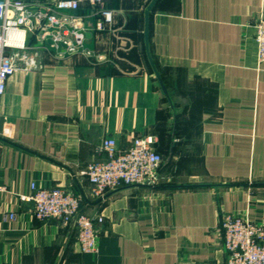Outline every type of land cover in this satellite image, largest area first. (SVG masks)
<instances>
[{"label":"crops","instance_id":"obj_1","mask_svg":"<svg viewBox=\"0 0 264 264\" xmlns=\"http://www.w3.org/2000/svg\"><path fill=\"white\" fill-rule=\"evenodd\" d=\"M10 1L81 18L95 56L56 50L50 36H10L28 47L9 50L17 72L0 101V264H226L223 218L264 224V63L254 40L264 0H158L149 47L169 98L146 53L152 0H113L104 31L86 4L64 13L60 0ZM137 137H153L164 157L159 186L95 198L83 172L103 157L102 142L124 151ZM32 184L64 188L83 213L103 217L96 255L80 252L74 223L35 217L20 199Z\"/></svg>","mask_w":264,"mask_h":264},{"label":"built area","instance_id":"obj_2","mask_svg":"<svg viewBox=\"0 0 264 264\" xmlns=\"http://www.w3.org/2000/svg\"><path fill=\"white\" fill-rule=\"evenodd\" d=\"M113 0H60L55 6L60 12L79 11L86 4L95 10L96 28L104 31L113 24L115 14L108 6ZM27 31L36 37H52V47L61 46L68 54L95 56L85 49L87 31L79 17L57 13H34L31 6L23 1H0V101L6 93L9 79L17 72V65L10 49L25 50L28 46L10 43L14 32ZM254 40L257 45V57L264 63V16L254 24ZM153 137H137L127 150H120L112 138H106L101 145L103 157L90 164L83 172L92 185L95 198L102 199L107 193L123 187L159 186V172L164 157L156 149ZM31 197L21 196L23 201L34 204V215L40 221L58 220L63 224L74 223L78 229V246L84 255L98 253L97 224L103 223V217L94 218L81 210V198L64 188H38L31 186ZM11 220L15 215L11 214ZM224 248L227 253L226 264H264V224H254L236 216H226L221 223ZM211 264V263H205Z\"/></svg>","mask_w":264,"mask_h":264},{"label":"water","instance_id":"obj_3","mask_svg":"<svg viewBox=\"0 0 264 264\" xmlns=\"http://www.w3.org/2000/svg\"><path fill=\"white\" fill-rule=\"evenodd\" d=\"M158 0H152L151 3L148 5L146 11H145V29H144V36H145V46H146V53H147V57H148V61L149 64L151 66V69L153 71V73L155 74L161 89L163 91V93L165 94V96L167 98H169V93L167 91V88L162 80V77L153 61V58L151 56L150 53V47H149V31H150V17H151V13L153 12L156 4H157ZM131 187H135V186H131ZM141 187H145V188H151L149 185H145V186H141Z\"/></svg>","mask_w":264,"mask_h":264},{"label":"rangeland","instance_id":"obj_4","mask_svg":"<svg viewBox=\"0 0 264 264\" xmlns=\"http://www.w3.org/2000/svg\"><path fill=\"white\" fill-rule=\"evenodd\" d=\"M124 188V187H123ZM121 189V188H120ZM119 190V189H118Z\"/></svg>","mask_w":264,"mask_h":264}]
</instances>
